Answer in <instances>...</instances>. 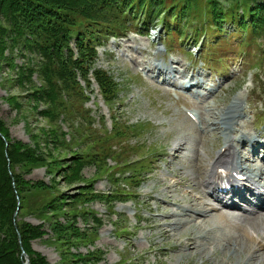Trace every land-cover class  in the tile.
Here are the masks:
<instances>
[{"label":"rangeland","instance_id":"rangeland-1","mask_svg":"<svg viewBox=\"0 0 264 264\" xmlns=\"http://www.w3.org/2000/svg\"><path fill=\"white\" fill-rule=\"evenodd\" d=\"M157 28L149 36L133 30L99 49L95 67L107 71L118 84L115 98L108 103L92 80L90 90L84 93L85 102L78 96H62L66 108L62 106L54 112L44 100L38 101L37 93L32 95L43 85L35 49H14L6 52L8 59L0 57V122L11 142L40 158L27 169L16 165L15 172L24 181L41 182L50 188L45 198L34 197L33 203L46 202L41 211L29 209L21 201L17 215L18 221L42 231L29 244L46 264H264V250L252 255L248 250L251 242L245 239L243 230L247 227L253 239L264 243V220L256 224L264 214L252 221L226 211L206 199L203 183L204 169L216 155L217 147L224 143V135L219 130L209 131L206 124L213 111L229 105L234 110L239 102V111L244 113L242 131L264 135V38L258 41V47H244L236 42L239 33L226 26L231 38L221 43L209 39L213 48L204 50L193 47L204 35L194 42L175 38L178 33L173 31L170 33L175 42L167 53L161 43L171 36L162 27ZM157 64L179 68L175 75L181 78L176 82L180 85L196 77L204 80L200 82L203 85L205 79L197 74L205 75L206 83L199 94L206 102L197 106L190 92L165 86L160 80L172 78L164 76L165 71H160L161 75L147 74V69ZM23 67L31 69V75L28 79L25 72L21 84ZM78 80L84 87V82ZM195 110L201 113L205 133L198 131L187 117V112ZM122 126L129 128L114 137L122 134V130L117 131ZM104 139L113 156L107 160L103 159L105 152L102 156L95 154L100 151L99 145V150L95 147L96 141ZM247 156L251 163L250 151ZM113 158L121 166H115ZM79 159L83 166L78 170ZM133 168L136 176L129 175ZM116 170L119 173L113 175ZM131 178L133 183L127 185ZM118 190L128 194L115 197ZM55 193L64 199L51 204L44 201ZM96 194L105 195L106 200L92 199ZM238 202L242 211L252 207ZM187 204L217 209L210 212L213 216H206L207 223L200 225L205 230L210 228V234L196 239L205 230L197 226L202 217L194 213H189L195 219L191 230L165 223L173 218L164 216V212L180 211L178 205ZM219 213L225 214L228 221L216 218ZM94 219H100L101 226ZM56 225L67 228L69 237L60 240L53 230ZM237 225L241 229L232 228ZM76 229L81 239L70 236ZM234 239L236 249V244L230 248L228 244L219 246L229 241L232 244ZM94 255L99 260L93 259Z\"/></svg>","mask_w":264,"mask_h":264},{"label":"trees","instance_id":"trees-1","mask_svg":"<svg viewBox=\"0 0 264 264\" xmlns=\"http://www.w3.org/2000/svg\"><path fill=\"white\" fill-rule=\"evenodd\" d=\"M161 26L170 38L173 31L179 34H174L175 38L194 42L204 35L201 44L196 45L204 50L213 48L209 39L221 43L231 38L226 26L239 33L236 37L239 45L258 47V41L264 38V0H0V57L7 58L6 52L14 49L31 52L35 49L40 58L43 85L32 95L37 93L38 101L44 100L54 112L62 106L66 108L62 96H78L85 102L84 93L90 90L92 80L108 103L115 98L118 84L107 71L95 67L98 49L111 37H121L130 29L147 34L151 28ZM21 70L19 83L22 84L25 72L29 79L31 69ZM78 79L84 82V87ZM44 115L49 118V112L45 111ZM124 128L129 126L117 129L122 134L117 132L114 137L123 135ZM0 134V264H23L22 250L29 264H46L29 244L42 231L38 226L18 221L17 215L21 201L29 209L41 211L46 202L33 203L34 197L45 198L50 188L41 182L24 181L14 169L20 164L24 169L30 168L40 158L19 143L11 142L1 122ZM98 141L95 147L99 150V145L100 151L95 154L102 156L105 152L104 160L113 157L112 151L105 147L106 139ZM82 161L76 162L78 170L83 166ZM115 166H121V162L115 160ZM133 169L129 170L130 176H136L137 170ZM117 173L116 170L113 175ZM133 181L128 179L126 184ZM114 193L115 197L128 194L120 190ZM59 195L52 194L44 201L54 203L64 199ZM92 199L106 200V196L96 194ZM94 220L101 226L100 219ZM53 230L60 240L69 237L63 226L56 225ZM70 236L81 239L77 229ZM93 259L99 260V256L94 255Z\"/></svg>","mask_w":264,"mask_h":264},{"label":"bare ground","instance_id":"bare-ground-1","mask_svg":"<svg viewBox=\"0 0 264 264\" xmlns=\"http://www.w3.org/2000/svg\"><path fill=\"white\" fill-rule=\"evenodd\" d=\"M178 69L179 68L175 66L173 67L171 66L170 68H164L163 66H161V64H157V65H154L153 69L152 67L148 68L147 74L150 75V74H153V72L154 73L156 72L157 74L155 75H161L162 73L160 71H165L164 76L175 77V73L176 71H178ZM197 75L205 79V82H204L205 84L206 83L205 75H201L200 72ZM176 77L178 80L181 79L178 76ZM191 80L192 81L189 80L190 82L186 81L184 83L183 88L186 92H190V96L194 98V100H196L194 102L198 106L206 102V99L199 95L200 90L204 88L203 86L204 84L202 85L200 84V82L202 83L204 80L198 77H196V79L193 78ZM162 83L164 85L166 84L169 85L170 80L163 79ZM191 89L195 91L192 92L190 91ZM238 103L236 104V107L234 110H232L233 106L229 105L225 107L223 110L213 111L211 117L206 119L207 120L206 124H209L208 125L210 128L209 131L219 130L220 134L222 133L224 135V143L221 144L220 147H217L216 155L212 157V159L209 161L208 168L204 169V171L206 172V176L204 177L203 183H205L204 188L206 187L207 196L205 194L204 195L207 200L219 201V203H221L223 207L227 209H231L230 211L231 213H238L242 215L243 218L252 219L254 217L258 218L257 216L259 214H262V217H263V214H264V135L258 136V135L251 133L250 131H249L250 133L249 132L245 133L244 131H242V127H243L242 122L244 120V113L243 112L240 113L239 111L240 106ZM189 119L191 122L192 120L198 121L199 123L198 126L195 124L193 125L198 131L199 130L202 131V128L204 127L202 126L203 123H202L200 111L197 110L196 112L195 110L191 112ZM243 124L245 123L243 122ZM202 132L205 133L204 130ZM249 151L252 154H254V157L251 163L249 162V158L247 156V152ZM261 151H262V155L260 157L258 154ZM179 155H177V158L179 157ZM239 175H243L245 177V180L243 181L251 183L253 186H255L254 188L257 187L254 193H251L250 185H247V186L239 185L238 178H237V176ZM171 186H174V185L172 184ZM171 186L168 185L167 188ZM194 187H196V185H194ZM214 191H218L221 193L223 192L224 194L220 196L213 195V197L209 196L210 192L212 193ZM249 194H251L252 196L249 197ZM227 195H231V198H226ZM234 198H236L237 200L239 199V201H245L247 203L250 202L256 205L257 206L256 211L252 213H247V214L238 212L237 210L238 204L234 200H232ZM195 199L196 198H194V200L192 201H195ZM178 207L181 208L180 211L172 209V210H167L166 212H164L165 214L164 216L168 218L170 217L173 218L169 222H165V223L167 225H174L175 227H181L183 229H190V230L192 227V223L195 222V219L189 213L198 214V217L200 218L202 217L201 223L197 225L198 227H200V225L207 223L208 217L206 216L211 215L210 212L211 211L214 212V209L217 210L214 206H211V208H208V207H205L203 204L201 206L199 205L196 207H194V205L192 204L191 205L187 204L185 206L178 205ZM216 218H218L219 220L223 219L225 221H228L225 214L217 215ZM263 220H264V217L260 219V223H256V224L257 225L262 224ZM252 221L254 220L252 219ZM201 228L203 227H200V229ZM232 228L241 229V226L237 225V226H233ZM244 228H245L243 229L245 230L244 237L248 242H251V244L248 246V250L250 249V251H252V255H254L255 252L263 251L264 243H262L259 239H253L252 235L249 234L248 230L246 229L247 227H244ZM203 230H205V228H203ZM210 233H211L210 228H208L204 232H201V234L196 235V239H199L198 237H201V235L202 236L208 235ZM223 238L225 239V237ZM261 239L264 240V235L261 236ZM232 242L234 243L231 244L230 241L227 242L225 246L221 245L220 243L219 246L226 247V245L228 244V247L230 248V246H234L236 244L235 239ZM236 246L237 244L234 246L233 249H236ZM225 250L227 251V248H225ZM226 259L229 260L230 255L227 256Z\"/></svg>","mask_w":264,"mask_h":264},{"label":"water","instance_id":"water-1","mask_svg":"<svg viewBox=\"0 0 264 264\" xmlns=\"http://www.w3.org/2000/svg\"><path fill=\"white\" fill-rule=\"evenodd\" d=\"M21 257L24 259V263L23 264H29V258L26 256V253L23 250L21 252Z\"/></svg>","mask_w":264,"mask_h":264}]
</instances>
